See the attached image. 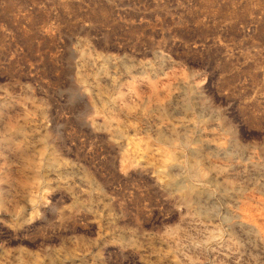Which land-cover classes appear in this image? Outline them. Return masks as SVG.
<instances>
[{
	"label": "rangeland",
	"instance_id": "rangeland-1",
	"mask_svg": "<svg viewBox=\"0 0 264 264\" xmlns=\"http://www.w3.org/2000/svg\"><path fill=\"white\" fill-rule=\"evenodd\" d=\"M0 264H264V0H0Z\"/></svg>",
	"mask_w": 264,
	"mask_h": 264
},
{
	"label": "bare ground",
	"instance_id": "bare-ground-1",
	"mask_svg": "<svg viewBox=\"0 0 264 264\" xmlns=\"http://www.w3.org/2000/svg\"><path fill=\"white\" fill-rule=\"evenodd\" d=\"M170 153H171V152H170ZM166 154H167V153H166ZM164 155H165V154H164ZM175 156H176V155H174V154H173V156L169 155V152H168L167 159H169V160L172 159V158L174 159ZM164 157H165V156H164ZM176 158H177V157H175V159H176ZM171 163H172V162H171ZM174 163H175V162H174ZM192 174H193V173H192ZM185 189H187V188H185ZM182 190H184V189L182 188ZM181 192H182V191H181ZM184 194H185V193H184Z\"/></svg>",
	"mask_w": 264,
	"mask_h": 264
}]
</instances>
